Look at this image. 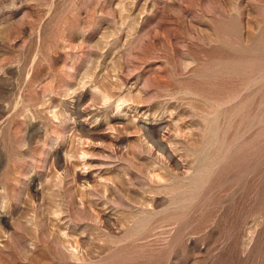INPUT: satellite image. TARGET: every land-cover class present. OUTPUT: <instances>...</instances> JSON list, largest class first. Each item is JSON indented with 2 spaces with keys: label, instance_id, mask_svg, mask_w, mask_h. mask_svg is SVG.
Here are the masks:
<instances>
[{
  "label": "rangeland",
  "instance_id": "rangeland-1",
  "mask_svg": "<svg viewBox=\"0 0 264 264\" xmlns=\"http://www.w3.org/2000/svg\"><path fill=\"white\" fill-rule=\"evenodd\" d=\"M0 264H264V0H0Z\"/></svg>",
  "mask_w": 264,
  "mask_h": 264
}]
</instances>
